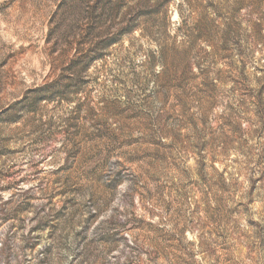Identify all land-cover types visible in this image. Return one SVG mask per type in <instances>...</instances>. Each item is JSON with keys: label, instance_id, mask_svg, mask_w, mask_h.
<instances>
[{"label": "rangeland", "instance_id": "1", "mask_svg": "<svg viewBox=\"0 0 264 264\" xmlns=\"http://www.w3.org/2000/svg\"><path fill=\"white\" fill-rule=\"evenodd\" d=\"M0 264H264V0H0Z\"/></svg>", "mask_w": 264, "mask_h": 264}]
</instances>
